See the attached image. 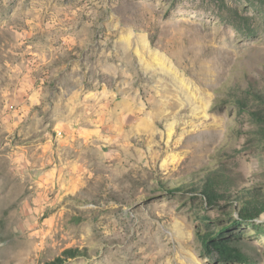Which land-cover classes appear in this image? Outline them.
Listing matches in <instances>:
<instances>
[{
    "label": "rangeland",
    "instance_id": "obj_1",
    "mask_svg": "<svg viewBox=\"0 0 264 264\" xmlns=\"http://www.w3.org/2000/svg\"><path fill=\"white\" fill-rule=\"evenodd\" d=\"M0 264H264V0H0Z\"/></svg>",
    "mask_w": 264,
    "mask_h": 264
}]
</instances>
